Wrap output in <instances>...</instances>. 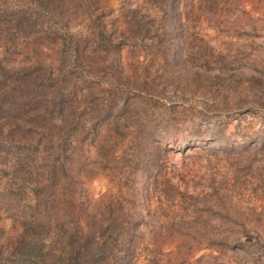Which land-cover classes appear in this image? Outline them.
<instances>
[{
  "label": "rangeland",
  "instance_id": "rangeland-1",
  "mask_svg": "<svg viewBox=\"0 0 264 264\" xmlns=\"http://www.w3.org/2000/svg\"><path fill=\"white\" fill-rule=\"evenodd\" d=\"M0 97V264H264V0H0Z\"/></svg>",
  "mask_w": 264,
  "mask_h": 264
},
{
  "label": "trees",
  "instance_id": "trees-1",
  "mask_svg": "<svg viewBox=\"0 0 264 264\" xmlns=\"http://www.w3.org/2000/svg\"><path fill=\"white\" fill-rule=\"evenodd\" d=\"M6 95L7 94H4V96ZM0 99L3 100L2 97H0ZM51 169H53V167L49 170ZM24 228L26 232L22 231L21 240H25L18 248L19 264H81L80 261L82 262V260L79 258L78 254H74L71 257H53L51 260L43 258V249L41 248L42 237H40V235L35 231L36 227L27 225V227ZM68 244H71V239H69ZM85 244L87 245L85 251L88 254V257L91 258V260H96L99 257L100 248L97 245L93 248L88 247L89 242Z\"/></svg>",
  "mask_w": 264,
  "mask_h": 264
}]
</instances>
